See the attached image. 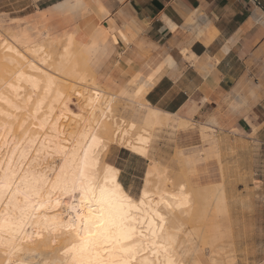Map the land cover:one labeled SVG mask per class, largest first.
I'll return each instance as SVG.
<instances>
[{"label":"crops","instance_id":"0c3cea01","mask_svg":"<svg viewBox=\"0 0 264 264\" xmlns=\"http://www.w3.org/2000/svg\"><path fill=\"white\" fill-rule=\"evenodd\" d=\"M24 1L0 0V6ZM260 1L262 7L250 0H93L92 15L88 6L69 12L73 25L88 27V55L104 48L97 71L102 85L121 95L117 100L130 102L147 90V103L157 107L160 124L181 116L196 124L191 132L178 133L189 169L195 170L204 159L199 153H221V166L217 159L206 160L212 173L217 170L216 182L226 184L238 264L264 260V221L259 223L258 217L264 214V0ZM52 7L51 3L39 11L49 19L66 14ZM199 17H206V23H199ZM51 20L47 24L56 29ZM33 21L26 28L39 25L35 17ZM191 21L198 26L187 27ZM148 110L135 108L143 119ZM210 130L219 138L214 139ZM228 152L232 156L224 158ZM227 164H232L231 170Z\"/></svg>","mask_w":264,"mask_h":264},{"label":"bare ground","instance_id":"6f19581e","mask_svg":"<svg viewBox=\"0 0 264 264\" xmlns=\"http://www.w3.org/2000/svg\"><path fill=\"white\" fill-rule=\"evenodd\" d=\"M71 2L75 3L76 0H71ZM79 2L92 10L91 15L94 13V8L91 7L93 0H79ZM81 9H65L58 11V13H68L72 10L77 12ZM37 22L39 23L38 26L33 25L19 31H8L6 33L7 38L0 28V146H3V150L0 151V159H4L5 156L13 159V167H15V160H18L19 156L13 157L9 152V147L13 151H24V148H17V145L21 141L27 144V140H30L31 145L27 148V154L36 160L35 171L38 174L47 175L52 170H56L59 174L61 158L65 151L77 145L82 146L84 144L82 136L87 135L86 130L94 131L99 128L97 139L108 141L103 150L108 149L110 144H118L132 151L133 148L137 147L136 140L148 139L150 141V129L159 123L157 107L147 103L146 94L148 91L142 90L138 93V99L131 98L135 102L139 101V103L149 107L142 123L131 120L125 127L126 122L123 118L119 120L115 118L113 101L121 95L100 82L97 68L100 66L101 58L105 52L104 48H94L92 57L88 55L89 47L85 45V39L89 34L88 27L76 23L75 31L69 33V41L62 46L58 54L54 53L51 47L46 49L47 45L49 46L58 39L57 35L51 34L52 26L47 27L41 18L37 19ZM41 28L46 29L42 31ZM44 37L46 38L44 39ZM77 38H80L81 41H76ZM45 41H47V45ZM53 68H56L59 74L53 73L51 71ZM74 78L78 79L80 83L90 81L88 82L90 88L86 87L87 90L90 89L89 91L82 89L85 85L81 86L80 83V86L78 85V88L82 87L80 88L81 92L76 91L77 98L80 96L78 106L76 105L78 111L72 108L74 104L72 106L70 104L72 97L70 89L72 92L75 90L72 89L75 84L71 85V81L75 83ZM69 87L71 88L69 89ZM75 88H77L76 85ZM84 99L90 102L93 109L89 115L85 114L82 106ZM22 126L26 129L27 140H25V136L21 135ZM195 126L194 122L181 116L175 123L174 135L181 132H191ZM122 133H126V135ZM130 142L131 147L129 146ZM37 154L39 155L37 156ZM199 154L202 157L205 155L204 159H217L221 166L220 152L207 154L202 152ZM177 156L179 162L185 165V169H187L185 173L187 179L178 184L177 188H173L170 177H166L163 182H152L153 177L160 179L164 175V171L155 161L150 163L149 167H151L152 172L150 176L147 173L146 178L148 185L151 186V191L158 189L160 194L179 195L180 187H182L183 195L188 197L186 204L175 211L171 220V227L180 229L176 234L177 252L180 255L178 250L180 245L191 243L197 238L203 241L206 239L207 224L202 228H194L195 232L191 231L186 234L184 239L180 238V233L187 221L194 220V214L198 218L217 216V219L218 216H224V218L229 219V206L232 205H229L230 199L226 195L225 181L222 180L214 184L202 183L199 181V176L195 170L189 169L184 162V154L177 152ZM102 162L120 170L115 164L107 163L104 160ZM25 166L27 167V164ZM4 167L7 168V164ZM221 174H223L222 170ZM189 176L190 180L188 179ZM49 179L55 181L54 176L49 177ZM117 180L123 186L120 177H117ZM51 188L52 185L49 184L48 189L51 190ZM47 197L48 192L45 191L40 199L46 200ZM51 199L52 210L47 213L41 210L42 213L56 216L59 222L68 224L69 209L73 206V202L67 197L61 198L58 192H54ZM57 199L60 200L59 205L56 204ZM235 200L237 201V199ZM86 211V209H82L81 214H86ZM219 227L221 226L212 222L210 232L208 231L209 235L216 236ZM215 236L213 237L216 238ZM29 237H31L30 242ZM21 239L25 241L23 248L26 252L40 253L45 255V258H51L46 254L58 255L64 251L65 247H70L73 234L67 228L63 231L53 232L51 235L43 227L39 229L26 228V235L22 236ZM53 239L56 241L55 244L51 243ZM3 251L4 249H0V253ZM0 264H6L3 255H0Z\"/></svg>","mask_w":264,"mask_h":264},{"label":"snow or ice","instance_id":"6c2138e0","mask_svg":"<svg viewBox=\"0 0 264 264\" xmlns=\"http://www.w3.org/2000/svg\"><path fill=\"white\" fill-rule=\"evenodd\" d=\"M52 4L54 12L85 7L79 0L75 3L52 0ZM261 20L264 22V14ZM206 21V17H199V23ZM186 26L196 28L197 21ZM121 38H124L122 34ZM51 71L59 74L56 68ZM132 103L137 108L148 107L143 103L136 104L134 100ZM252 130L256 131L255 128ZM98 131L99 128L86 130L87 135L82 136L84 144L65 151L59 174L52 170L43 175L35 171L36 160L27 154L31 141L27 140L26 129L22 126L21 135L25 136L27 144L21 141L17 148L25 150L17 152L9 147L13 157L19 156L15 167L13 159L7 156L0 159V249H4L0 255L4 256L6 264H186L184 246H179L180 255L177 252L176 234L180 229L171 227L175 211L188 200L183 195V188L180 187L179 195L160 194L158 189L151 191L144 171L140 173L139 184H129L119 169L102 162L101 152L108 141L98 140ZM135 143L137 147L132 151L143 158L150 176V141L138 139ZM2 150L3 146H0ZM51 176L55 181L49 179ZM117 177L123 181V186ZM45 191L48 197L41 200ZM54 192L73 202L68 224L59 222L56 216L44 214L52 210ZM59 203L57 199L56 204ZM82 209L87 210L86 214H81ZM41 227L50 235L67 228L73 234L70 247H65L58 255L47 253L51 258L26 252L25 241L21 239L26 235V228ZM55 242L54 239L51 241L52 244Z\"/></svg>","mask_w":264,"mask_h":264},{"label":"rangeland","instance_id":"374dc122","mask_svg":"<svg viewBox=\"0 0 264 264\" xmlns=\"http://www.w3.org/2000/svg\"><path fill=\"white\" fill-rule=\"evenodd\" d=\"M57 1L59 0H56V2ZM51 3H52V0H26L24 1V3H20L21 5L19 6H14V7L6 6V8L0 6V22H1L0 28L3 31L4 36L6 38L8 37L6 35L8 31H12V30L19 31L33 24L34 17L36 20L39 18L43 19L47 27L49 26L47 22H49L52 19L51 20L52 25H56L57 28L56 29L52 28L51 34L57 35L58 39L55 41L56 43L52 42L49 46L47 45L48 40L46 39L47 41H45V44L47 45L46 49L51 47L54 53L59 54V52L62 49V46L66 42L69 41L68 40L69 33L74 32L76 27L75 25H73L74 15H72L69 12L68 14L66 13L62 15H57L49 19L48 16H46L45 12L39 11V8L47 7ZM13 17H19V18H13ZM44 29L46 28H41L42 31ZM45 38L46 37H44V39ZM76 41H81V40L80 38H77ZM73 80H75L74 81L75 83H73V81L70 80L72 82L71 85L75 84L77 88H75V85H74V88L72 89H75L74 90L75 92L76 91L81 92L80 88L82 87L78 88L80 86L79 80L76 78H74ZM88 82L80 83L81 86L85 85L83 86L84 88H82V89H85V91L87 90V88H90L89 87L90 83ZM70 88L71 87H69V89ZM89 90L90 89H88L87 91ZM74 91L72 92V90L70 89V94L73 97V98L71 97L70 104L71 106L74 104L72 108L78 111L79 109L77 108L78 106L77 103H79L80 96L77 98L78 94L77 92L75 93ZM83 101H84L83 102L84 104L82 106H83L84 112L86 115H89V113H91V111L93 110L92 106L87 99H84ZM136 104H139V101H136ZM237 107H239V105H237ZM135 108L137 107L135 106L134 103H132V101L127 102V101L120 100V99L117 100V97L113 101V109H114L113 113L115 115V118H117L118 120L123 118L126 122L124 124L125 126H127V123L131 120H134L138 123H142L143 121V118L141 116L142 114L135 112ZM134 115H137L140 118H136V116ZM175 123L176 121L172 119L167 124L162 125L158 123L157 125H155V127L150 129L151 131L150 147L152 150V155L149 157V160L151 162L155 161L156 163H158L161 169L164 171V175L160 179L153 177L152 182L153 183L158 182V181L163 182L164 179H166V177H170L173 182V188H177L178 184H180L185 179H187V177L185 176L187 169H185V165H182L179 162L178 156H177V152H179L180 154H183V153L179 149V144H178L179 143L178 138L180 137V135L178 134L174 135ZM215 134L216 133H213L211 131V135L214 139L216 137ZM204 142L209 144L210 147L212 146V144L209 143L208 141H204ZM197 145L200 148H202L204 146V143H198ZM183 147L190 148V145H183ZM211 148H213V146ZM216 149L217 148H213V151L214 150L216 151ZM209 150L210 149L205 150L204 153H208ZM231 156H232L231 152L223 153L224 158L229 159V157ZM102 157L105 162L107 163L110 162L118 166L121 170V175L125 177V179L129 182V184H132L133 182H135L136 184H139L141 180V176H140L141 171L145 172V177H146L147 171L145 169V162L143 158L133 153L129 149L128 150L125 149L121 145L110 144L108 149H105L102 151ZM219 161H221L220 158H219ZM210 165L212 164H209V162L206 159L198 161V164L195 167V172L198 176H201L200 178L202 182H204L205 180L207 183L214 184L217 181L215 180L217 170H216V173H212L210 169ZM228 165H229L228 167L229 170H231L232 164L231 165L227 164V166ZM188 179L190 180V176ZM244 185H245V188L248 189V184L244 183ZM260 186H261V182L256 183V188H260ZM194 215H193L194 220L187 221L186 225L184 226L183 231L180 233L181 235L180 238L184 239L183 237L186 234H189L191 231L195 232L194 228L196 229L202 228L206 224H207L206 227H208L206 229L208 230H205V237H206L205 241L199 240L197 238L193 242L186 243L185 245H183L184 252H185L183 256L186 261V264L187 262H191V264H238V255L236 252V248L234 247L235 246V236H233V234L231 233L232 218L230 217V215H228L229 219L224 218V216L223 217L218 216L217 219H216L217 216L216 217L209 216V218H200V217L198 218V216L196 215L194 216ZM258 217H259V223L264 221V214L260 213ZM209 221H210V224H208ZM212 222H214V224L216 225L221 226L219 227L218 234L216 236L209 235L210 234L209 229H210V225ZM229 230L230 232H228ZM261 232L264 233V230ZM213 236H215L216 238H214ZM178 250H179V247H178Z\"/></svg>","mask_w":264,"mask_h":264},{"label":"built area","instance_id":"2783aa9c","mask_svg":"<svg viewBox=\"0 0 264 264\" xmlns=\"http://www.w3.org/2000/svg\"><path fill=\"white\" fill-rule=\"evenodd\" d=\"M254 7H262L261 1L260 0H250Z\"/></svg>","mask_w":264,"mask_h":264}]
</instances>
